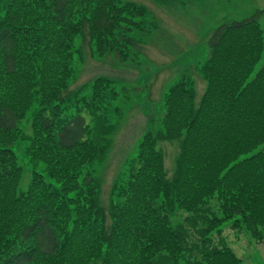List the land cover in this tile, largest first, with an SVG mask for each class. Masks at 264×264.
I'll use <instances>...</instances> for the list:
<instances>
[{
  "label": "trees",
  "instance_id": "obj_1",
  "mask_svg": "<svg viewBox=\"0 0 264 264\" xmlns=\"http://www.w3.org/2000/svg\"><path fill=\"white\" fill-rule=\"evenodd\" d=\"M263 13L213 32L204 95L185 78L169 89L160 128L150 122L106 207L101 174L118 128L107 112L122 89L99 78L69 90L76 39L130 62L151 29L146 8L0 0V264H242L212 241L229 224L264 240ZM164 142L180 146L173 178ZM14 147L31 168L24 192Z\"/></svg>",
  "mask_w": 264,
  "mask_h": 264
},
{
  "label": "rangeland",
  "instance_id": "obj_2",
  "mask_svg": "<svg viewBox=\"0 0 264 264\" xmlns=\"http://www.w3.org/2000/svg\"><path fill=\"white\" fill-rule=\"evenodd\" d=\"M146 8L149 34L142 37V48L130 62L120 63L112 57L94 56L89 44L82 46L76 39L75 78L69 90L76 91L96 79L115 81L120 91L118 103H111L107 116L118 124L113 136V149L102 178V202L107 207L113 183L120 172L131 164L138 145L152 129H157L165 116L163 100L169 89L180 79H190L200 101L207 87L202 69L211 59L209 38L222 24L240 21L264 11V0H126ZM264 30V13L260 17ZM264 62V51L254 74ZM75 75V72H74ZM113 105V106H112ZM118 105V106H116ZM33 106L27 114L30 119ZM88 121L90 117L87 113ZM153 128V132H157ZM29 134L28 129L24 130ZM169 178H173L180 153L178 142L160 144ZM24 172L19 192L26 191L32 173L24 147H14ZM183 214L181 218H184ZM221 233V234H220ZM215 232L212 245L230 248L242 264H264V240L252 239L245 232L224 225ZM194 235V234H193Z\"/></svg>",
  "mask_w": 264,
  "mask_h": 264
}]
</instances>
